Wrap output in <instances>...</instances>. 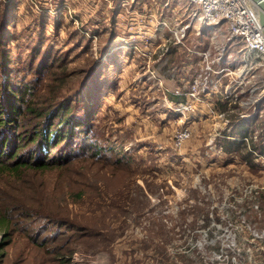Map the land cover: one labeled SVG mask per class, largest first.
I'll return each mask as SVG.
<instances>
[{
	"label": "rangeland",
	"instance_id": "1",
	"mask_svg": "<svg viewBox=\"0 0 264 264\" xmlns=\"http://www.w3.org/2000/svg\"><path fill=\"white\" fill-rule=\"evenodd\" d=\"M198 13L188 0H0V51L14 77L54 82L59 100L91 113L89 135L104 150L70 179L0 175V197L31 195L34 208L76 221L19 224L5 264H205L218 247L264 257V157L230 145L264 144V67L226 23ZM43 62L64 64L58 81ZM184 129L190 138L177 146ZM72 187L81 199L66 194ZM29 228L56 238L40 246Z\"/></svg>",
	"mask_w": 264,
	"mask_h": 264
},
{
	"label": "trees",
	"instance_id": "2",
	"mask_svg": "<svg viewBox=\"0 0 264 264\" xmlns=\"http://www.w3.org/2000/svg\"><path fill=\"white\" fill-rule=\"evenodd\" d=\"M81 35L83 43L91 45L92 39L83 33ZM91 35L99 33L93 31ZM6 55L0 51V175H8L23 183L34 175L43 177L60 171L70 179L76 163L93 159L104 151L89 135L87 118L91 113H79V107L67 103L68 99L59 100L60 88L53 87L54 82L37 86L39 77L30 81L18 75L14 77L17 72ZM40 65V72L49 74L55 81L59 80L56 72L64 68L63 63L53 65L43 62ZM28 70L30 68L18 73ZM31 70L39 73L33 68ZM216 104L217 109L225 113L231 104L230 97ZM239 133L248 139L245 130ZM247 141L230 142V145H238L236 148L246 151L248 157L255 153L264 157V144L258 147L252 139L251 144ZM66 194L78 195L80 199L83 197L82 193H75L73 187ZM34 202L37 200L31 195L0 197V264H5L7 255L4 250L12 244L19 224L40 218L49 221L50 226L67 228L76 222L68 210L57 213L45 208L38 210L34 208ZM38 228L42 234L43 228ZM30 230H27V235L40 246H46L49 239L53 241L56 238L39 241L42 235L35 238L36 231L31 233Z\"/></svg>",
	"mask_w": 264,
	"mask_h": 264
},
{
	"label": "built area",
	"instance_id": "3",
	"mask_svg": "<svg viewBox=\"0 0 264 264\" xmlns=\"http://www.w3.org/2000/svg\"><path fill=\"white\" fill-rule=\"evenodd\" d=\"M199 10L201 20L210 26H217L226 23L229 38L240 39L244 43V47L248 53L255 54L262 62L264 67V28L258 15V6L252 0H188ZM96 43V38L95 41ZM226 68L218 70L223 73ZM225 73V72H224ZM197 87L194 86L190 91V95L199 101V94L196 92ZM218 88L205 91V95L211 96L218 93ZM187 113L195 112L192 106L184 107ZM185 110L183 111L185 113ZM189 129H184L174 137L175 145L181 146L190 138ZM228 231V230H227ZM230 233V232H228ZM216 246L213 244H204L203 249ZM207 255L205 264H264V257L252 256L242 251H230L229 247H218L216 250L210 251ZM208 253V254H209Z\"/></svg>",
	"mask_w": 264,
	"mask_h": 264
},
{
	"label": "water",
	"instance_id": "4",
	"mask_svg": "<svg viewBox=\"0 0 264 264\" xmlns=\"http://www.w3.org/2000/svg\"><path fill=\"white\" fill-rule=\"evenodd\" d=\"M260 8V21L264 28V0H252Z\"/></svg>",
	"mask_w": 264,
	"mask_h": 264
},
{
	"label": "bare ground",
	"instance_id": "5",
	"mask_svg": "<svg viewBox=\"0 0 264 264\" xmlns=\"http://www.w3.org/2000/svg\"><path fill=\"white\" fill-rule=\"evenodd\" d=\"M260 14V13H259ZM259 17H260V15H259Z\"/></svg>",
	"mask_w": 264,
	"mask_h": 264
}]
</instances>
